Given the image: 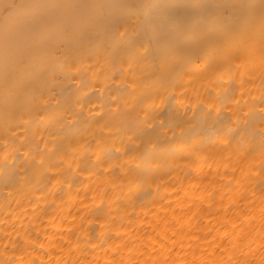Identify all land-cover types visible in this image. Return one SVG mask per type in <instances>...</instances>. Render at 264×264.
I'll return each instance as SVG.
<instances>
[{"label":"bare ground","instance_id":"bare-ground-1","mask_svg":"<svg viewBox=\"0 0 264 264\" xmlns=\"http://www.w3.org/2000/svg\"><path fill=\"white\" fill-rule=\"evenodd\" d=\"M0 264H264L261 0H0Z\"/></svg>","mask_w":264,"mask_h":264},{"label":"snow or ice","instance_id":"snow-or-ice-1","mask_svg":"<svg viewBox=\"0 0 264 264\" xmlns=\"http://www.w3.org/2000/svg\"><path fill=\"white\" fill-rule=\"evenodd\" d=\"M12 5H5V11L7 12L9 8H11ZM261 7L262 10H264V0H261Z\"/></svg>","mask_w":264,"mask_h":264}]
</instances>
